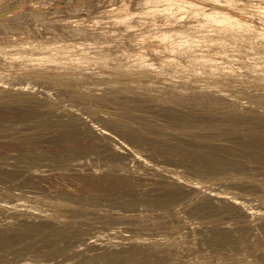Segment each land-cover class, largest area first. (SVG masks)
<instances>
[{
    "label": "rangeland",
    "instance_id": "1",
    "mask_svg": "<svg viewBox=\"0 0 264 264\" xmlns=\"http://www.w3.org/2000/svg\"><path fill=\"white\" fill-rule=\"evenodd\" d=\"M157 2L0 0V264L264 263V25L233 37L212 4ZM179 233L196 237L177 252Z\"/></svg>",
    "mask_w": 264,
    "mask_h": 264
},
{
    "label": "bare ground",
    "instance_id": "2",
    "mask_svg": "<svg viewBox=\"0 0 264 264\" xmlns=\"http://www.w3.org/2000/svg\"><path fill=\"white\" fill-rule=\"evenodd\" d=\"M156 1H158V2H160V3H162V7H163V9H161L160 10V12H161V17L162 16H165L164 14H163V12H165V11H167L168 10V8L170 7V6H172L173 5V3H175V5L177 6L178 5V10L176 11V15H185V14H187V12L189 11V10H193V8H194V6H196L197 4H199V3H205V4H210V6H212V5H214L215 7L213 8V7H211V8H213L214 10L209 14L208 13V15H206V18L204 19V23L206 24V25H210V26H213V27H215V28H217V29H220V30H225V29H228V30H233L235 27L237 28V29H239L238 31H236L234 34H233V37H239L242 33H241V30H249L250 31V27H251V22L252 21H257V22H259L260 24H263L264 25V0H156ZM157 2V3H158ZM200 4V5H201ZM212 4V5H211ZM174 5V6H175ZM197 6H199V5H197ZM208 6V5H207ZM209 6V7H210ZM154 7H156V6H154ZM160 7V6H159ZM229 7H230V9H229ZM231 7H234V8H236V7H240L241 9V11L243 12V14H245V15H247L248 17H244V16H242V15H240V14H235V12H232L231 10ZM19 8V7H18ZM149 8V7H148ZM205 8V7H204ZM233 8V9H234ZM254 8H257V9H255L254 10ZM22 9V8H21ZM172 9V8H171ZM196 9V8H195ZM159 10V9H158ZM172 10H174V8L172 9ZM197 10V9H196ZM206 10V9H205ZM239 10V9H238ZM151 11V10H150ZM156 11V10H155ZM169 11H170V9H169ZM202 11V10H201ZM204 11V10H203ZM234 11H235V9H234ZM237 11V10H236ZM151 12H153V11H151ZM150 12V13H151ZM199 12V11H198ZM121 13V12H120ZM123 13V12H122ZM121 13V14H122ZM147 13H149V12H147ZM149 13V14H150ZM158 13V12H157ZM172 13H173V11H172ZM47 14V13H46ZM144 14V13H143ZM201 14V13H200ZM145 15L146 14H144V16L142 17L143 19H146V18H144L145 17ZM189 15V14H188ZM119 16V15H118ZM201 16V15H200ZM154 17H156V16H154ZM166 17V16H165ZM180 17V16H179ZM169 18V17H168ZM197 18H198V15H197ZM141 19V18H140ZM134 20V19H133ZM142 20V19H141ZM166 20V19H165ZM170 21V20H169ZM161 22V21H160ZM166 22V21H165ZM167 23V22H166ZM152 24V23H151ZM162 25V24H161ZM254 25V24H253ZM70 26V25H69ZM198 28V27H197ZM181 30V29H180ZM199 30V29H198ZM176 33L177 32H175V33H173V34H166L165 36H164V38H168V37H170V36H175L176 35ZM219 33H221V32H219ZM181 35H180V39L178 40V45L180 46V45H182L183 46V44L184 43H191V44H193L194 42L195 43H197V42H200V43H204V42H206V41H208V42H213V44H214V42H219L220 40H221V37H220V35H218V34H214V35H210V36H207V35H205V36H201V37H199V38H195V39H191V40H188V39H185V36H187L185 33H180ZM224 34V33H223ZM229 35V34H228ZM191 36H193V35H191ZM190 36V37H191ZM232 36V35H231ZM188 37V36H187ZM196 37V36H195ZM254 37V36H253ZM223 40V39H222ZM261 40H262V38H261ZM263 41H264V39H263ZM176 42V41H175ZM170 43V42H169ZM168 43V44H169ZM83 44V43H82ZM165 44V43H164ZM212 45V44H211ZM169 46V45H168ZM167 47V46H166ZM170 48H171V44H170V46H169ZM167 49H168V47H167ZM162 50V49H161ZM178 50V49H177ZM255 56V55H254ZM261 58V57H260ZM165 60V59H164ZM264 60V59H263ZM169 61V60H168ZM72 62V61H71ZM167 62V61H166ZM74 65H77V66H82V65H86V60H84V59H79V60H76V61H74V62H72ZM169 63H170V61H169ZM259 63V62H258ZM57 64V63H56ZM250 64H252V63H250ZM146 65V64H145ZM155 66V65H154ZM176 66H178V65H176ZM149 67V69H152L153 70V66L152 65H149L148 66ZM153 67V68H152ZM37 68V67H36ZM41 68V67H40ZM39 68V69H40ZM142 68V67H141ZM167 68H169L168 66H167ZM143 69H144V67H143ZM260 69H261V67H260ZM264 69V68H263ZM135 70V69H134ZM137 70V69H136ZM145 70V69H144ZM148 70V69H147ZM157 70V69H156ZM158 72H160L161 74L160 75H163V76H165V78H175L176 76H177V70L176 69H166V67H164V66H159L158 67V70H157ZM179 71V70H178ZM182 74V73H181ZM180 74V75H181ZM187 74V73H186ZM192 74V73H191ZM67 75V74H66ZM179 75V74H178ZM179 75V76H180ZM205 75V74H204ZM178 76V77H179ZM182 76H184V75H182ZM182 76H180V77H182ZM187 76V75H186ZM196 76H198V75H196ZM215 76V75H214ZM188 77V76H187ZM183 78V77H182ZM186 78V77H185ZM195 78V77H194ZM105 79V78H104ZM113 79H115V78H113ZM190 79V78H189ZM193 79V78H192ZM102 80V79H101ZM191 80V79H190ZM212 80V79H211ZM67 82V81H66ZM76 82V81H75ZM81 82H83L82 80H81ZM79 83V82H78ZM95 83V82H94ZM84 84H86L85 82H84ZM96 84H97V82H96ZM154 85V84H153ZM162 86V85H161ZM189 86V85H188ZM224 86V85H223ZM2 88L0 87V90H1ZM83 89V88H82ZM98 89V86L97 85H93V86H90L89 88H85V90H84V93H83V91L81 92V94L83 93L85 96H87V97H89V96H92V95H94V94H96L95 93V91ZM141 89V88H140ZM140 89H139V91H140ZM79 89L78 88H76V91H78ZM153 91H158L157 89H152ZM220 89H218V92L217 93H219L220 91H219ZM228 90V89H227ZM246 90V89H245ZM75 91V92H76ZM80 91H81V89H80ZM135 91H138V90H135ZM174 91H175V89H174ZM226 91V90H225ZM237 91V90H236ZM74 92V91H73ZM74 92V93H75ZM131 92V91H130ZM134 92V91H133ZM141 92V91H140ZM163 92V91H162ZM178 92V91H177ZM184 92V91H183ZM214 92V91H213ZM230 93H232L231 91H229ZM234 92V91H233ZM252 92V91H251ZM262 92H263V94H264V89L262 90ZM99 93V92H98ZM137 93V92H136ZM148 93V92H147ZM150 93V92H149ZM167 93V92H166ZM169 93V92H168ZM193 93V92H192ZM191 93V94H192ZM197 93V92H196ZM199 94H200V92H198ZM208 93V92H207ZM210 93H211V91H210ZM221 93H222V95L223 94H227L226 92H224L223 90L221 91ZM229 93V94H230ZM257 93V92H256ZM77 94V93H76ZM76 94H74V95H76ZM154 94V93H153ZM152 94V95H153ZM158 94V93H157ZM156 94V95H157ZM160 94V93H159ZM169 94H171V93H169ZM257 94H259V93H257ZM78 95H80V94H78ZM155 95V96H156ZM168 95V94H167ZM174 95V94H173ZM173 95H172V97H173ZM187 95V94H186ZM201 95V94H200ZM199 95V96H200ZM211 95V94H210ZM214 95H216V93L214 94ZM221 95V96H222ZM231 95V97L233 98V102H235L239 107H245L246 105H249V103L251 102L250 101V97L248 98L247 97V95L245 96V95H240L239 93L238 94H230ZM105 96V95H104ZM159 96V95H158ZM165 96V95H164ZM169 96V95H168ZM167 96V97H168ZM181 96H183V95H181ZM194 96V95H193ZM202 96V95H201ZM82 97V96H81ZM154 97V96H153ZM160 97V96H159ZM171 97V96H170ZM180 97V96H179ZM190 97V96H189ZM197 97H198V95H197ZM208 97V96H207ZM217 97V96H216ZM83 98V97H82ZM91 98V97H90ZM93 98V97H92ZM155 98V97H154ZM165 98V97H164ZM182 98V97H181ZM184 98V97H183ZM200 98V97H199ZM220 98H222V97H219L218 98V100H220ZM253 98H256V97H253ZM253 98L251 99V100H253ZM261 98V97H260ZM84 99H85V97H84ZM88 99V98H87ZM167 99H169V98H167ZM173 99H174V97H173ZM177 99V98H176ZM226 99V98H225ZM229 99V98H228ZM227 99V100H228ZM257 99V98H256ZM158 100V99H157ZM160 100V99H159ZM215 100H216V98H215ZM224 100V99H223ZM222 100V101H223ZM55 101V100H54ZM224 101H226V100H224ZM230 101H231V99H230ZM255 101V100H254ZM58 102H60V101H58ZM57 102V103H58ZM229 102V101H228ZM61 103H63V102H61ZM65 104V103H64ZM252 104V103H251ZM62 105V104H61ZM233 105V104H232ZM235 105V104H234ZM65 106H66V104H65ZM235 107V106H234ZM83 108V107H82ZM76 109V108H75ZM259 110V109H258ZM263 110V109H262ZM94 111V110H93ZM261 111V110H260ZM259 111V112H260ZM98 112V111H97ZM104 112V111H103ZM262 112V111H261ZM74 113V112H73ZM91 113V112H90ZM106 113H108V112H106ZM110 113V112H109ZM109 115V114H108ZM96 116V115H95ZM99 117V116H98ZM3 123V122H2ZM101 125V124H100ZM93 128V127H92ZM98 129V128H97ZM121 129V128H120ZM105 130V129H104ZM113 131V130H112ZM106 133H108V132H106ZM105 133V134H106ZM109 135V134H108ZM103 136V135H102ZM105 136V135H104ZM133 137V136H132ZM143 139V138H142ZM130 144V143H129ZM123 145V144H122ZM137 147V146H136ZM125 148V147H124ZM133 148H134V146H133ZM119 149H121V148H119ZM126 150V149H125ZM129 150H130V148H129ZM179 150V149H178ZM136 152L137 151H140V149H138V150H135ZM147 151V150H146ZM132 152H134V151H132ZM141 152H142V150H141ZM187 152V151H186ZM135 153V152H134ZM178 153V152H177ZM217 153V152H216ZM131 154H133V153H131ZM137 153H135V155H136ZM144 154V153H143ZM139 155V154H138ZM142 155V154H141ZM137 156V155H136ZM140 156V155H139ZM209 159V158H208ZM213 159V158H212ZM219 159V158H218ZM122 160V159H121ZM147 160V159H146ZM192 160V159H191ZM145 162V161H144ZM147 162V161H146ZM213 162V161H212ZM214 163V162H213ZM222 163V162H221ZM228 164V163H227ZM227 164H225V165H227ZM157 165V164H156ZM218 165V164H217ZM220 165H223V163L222 164H220ZM219 166V165H218ZM229 166V165H228ZM227 166V167H228ZM222 167V166H221ZM230 167H232V166H230ZM217 168V167H216ZM219 168V167H218ZM226 168V167H225ZM233 168V167H232ZM171 169V168H170ZM221 169V168H220ZM238 168H236V170H237ZM166 170V169H165ZM189 170V169H188ZM203 170V169H202ZM224 170V169H223ZM167 171H169V170H167ZM176 171V170H175ZM179 171V170H178ZM197 171V170H196ZM185 172H188V171H185ZM202 172V171H201ZM172 173V172H171ZM170 173V174H171ZM180 174V173H179ZM199 174V173H198ZM204 174V173H203ZM174 175V174H173ZM175 175H178V173L176 172V174ZM192 175V174H191ZM182 178V177H181ZM198 180V179H197ZM188 181H191V180H188ZM194 181V180H193ZM195 182V181H194ZM199 182V181H198ZM197 182V183H198ZM100 184V183H99ZM196 184V183H195ZM98 186V185H97ZM99 187V186H98ZM229 188H231V187H229ZM228 188V189H229ZM227 189V188H226ZM237 189H239V188H237ZM234 190V189H233ZM232 189H231V191H228L229 193H226V191H225V193L226 194H230L229 196L231 197V194H233V192L235 193L236 191V193H239L238 192V190H236L235 189V191H233ZM240 190V189H239ZM255 190V189H254ZM206 191V190H205ZM218 191V190H217ZM233 191V192H232ZM223 192H224V188H223ZM230 192H232V193H230ZM241 192V191H240ZM220 193V192H219ZM224 193V194H225ZM246 193H248V192H246ZM6 194V193H5ZM250 194H252V193H250ZM256 194V193H255ZM263 194V193H262ZM243 195L244 196H246V194H244V191H243ZM242 195V193H241V196H243ZM228 196V197H229ZM233 196H235V194H233ZM237 196V195H236ZM235 196V197H236ZM238 196H239V194H238ZM240 196V197H241ZM243 196V197H244ZM247 196H248V194H247ZM258 196V195H257ZM257 196H256V198H255V203H258V205H264V195H262V196H260L259 197V199L257 200ZM30 197V196H29ZM175 197V196H174ZM218 197V196H217ZM42 198V197H41ZM169 198H170V196H169ZM176 198V197H175ZM174 198V199H175ZM212 198V197H211ZM237 198H239V197H236L235 198V200L237 199ZM242 198V197H241ZM246 198V197H245ZM165 199V198H164ZM168 199V198H167ZM216 199V198H215ZM219 199V198H218ZM243 199V198H242ZM247 199L249 200V198L247 197ZM163 200V199H162ZM166 200V199H165ZM173 199H171V201H172ZM252 199H250L249 201H251ZM238 201H239V199H238ZM237 201V202H238ZM247 202V203H249L250 204V202ZM169 201H167V203H168ZM173 202V201H172ZM216 202V201H215ZM254 202V201H253ZM165 203V202H164ZM247 203H246V205H247ZM252 203V202H251ZM248 204V205H249ZM248 205L246 206V207H248ZM252 205V204H251ZM250 205V206H251ZM244 206V205H243ZM254 207V206H253ZM258 207V206H257ZM200 208V207H199ZM250 208V212H251V210L253 209V208H251V207H249ZM256 208V207H255ZM255 208L252 210V212H256V210H255ZM260 208V207H259ZM258 208V210L259 211H261V209H259ZM4 209V208H3ZM246 209V208H245ZM39 210V209H38ZM198 210V209H197ZM206 210V209H205ZM248 210V209H247ZM264 210V209H263ZM262 210V211H263ZM37 211V210H36ZM198 211H200V210H198ZM146 212H147V210H146ZM226 212V211H225ZM54 213V212H53ZM206 213V212H205ZM253 213V214H254ZM161 214V213H160ZM208 214V213H207ZM262 215V214H261ZM264 215V214H263ZM262 215V216H263ZM54 216V215H53ZM245 216V215H244ZM258 216H259V214H258ZM260 217V216H259ZM185 218V217H184ZM198 219V218H197ZM257 219V218H256ZM255 219V220H256ZM186 220L187 219H185V222L184 223H186ZM264 220V219H263ZM196 222L197 221H191V224L193 223L194 225L196 224ZM246 222V221H245ZM198 223V222H197ZM190 224V223H189ZM214 224V223H213ZM114 225V224H113ZM197 225V224H196ZM193 226V225H192ZM162 227V226H161ZM146 231V230H145ZM164 231V230H163ZM154 232V231H153ZM187 232V231H186ZM196 232V231H195ZM141 233V232H140ZM139 233V234H140ZM145 232H143V234L142 235H145L144 234ZM244 233V232H243ZM135 234V233H134ZM138 234V235H139ZM165 234V233H164ZM164 234H157V235H155V236H157V237H161V236H163ZM177 234V233H176ZM176 234H174L175 236H176ZM183 234V233H182ZM182 234H180L179 233V236H177V237H175V236H173V237H170L169 235V237L170 238H172V239H170V241L172 240V242L171 243H169L168 244V241H169V239H167V240H164V238H163V240L160 238V239H155V238H153V236H152V238L153 239H155V240H152L153 241V244L154 245H159V244H162L164 241L166 242L167 241V245H170V246H168L170 249H174V251L176 250L177 252L178 251H181L182 249H184L186 246H188V245H192L193 244V242H194V240H195V237H196V235L195 234H192V235H190V236H188V237H190V239L191 240H189V239H187V237H185V235L183 236ZM217 234V233H216ZM220 234V233H219ZM260 234V233H259ZM263 234V233H262ZM148 235H149V233H148ZM151 235H152V233H151ZM97 236H99V235H97ZM140 237H141V234L139 235ZM147 236V235H146ZM150 236V235H149ZM140 237H138L137 236V240H138V238H140ZM143 237V236H142ZM151 237V236H150ZM192 237H193V239H192ZM217 237H219V236H216V238L215 237H213V238H215L217 241L220 239H218ZM257 237V240H258V236H256ZM262 237H263V235H262ZM147 238V240L149 241V239H148V236L146 237ZM212 238V239H213ZM227 238V237H226ZM225 238V239H226ZM247 238V237H246ZM100 239V238H99ZM135 239H136V237H135ZM143 240H145V238H142ZM151 239V238H150ZM260 239H261V237H260ZM216 240H214L215 242H216ZM227 240V239H226ZM256 239H255V241H257ZM115 241V240H114ZM213 241V242H214ZM220 241H221V239H220ZM219 241V243L217 242L216 244H220V243H222V241L220 242ZM254 241V240H253ZM113 242V241H112ZM139 242V241H138ZM151 242V241H150ZM164 242V244H166ZM206 242H207V240H206ZM262 242V241H261ZM208 243L210 244H212V241H209L208 240ZM244 243V242H243ZM208 244V245H209ZM245 244V243H244ZM166 245V246H167ZM200 245V244H199ZM205 245V244H204ZM213 245H214V243H213ZM260 244L258 243H256V244H254V248H257L258 246H259ZM212 246V245H211ZM214 246H216V245H214ZM218 246V245H217ZM150 247V246H149ZM197 247V246H196ZM209 247V246H208ZM218 247H220V246H218ZM247 247V246H246ZM213 248V247H212ZM262 248V247H261ZM186 249V248H185ZM190 249V248H189ZM195 249V248H194ZM217 250H218V248H217ZM192 251V250H191ZM209 251V250H208ZM210 252V251H209ZM245 252V251H244ZM243 252V253H244ZM120 253V252H119ZM195 253V252H194ZM201 253H203V252H201ZM218 254V253H217ZM217 254H214V255H217ZM219 254H220V251H219ZM246 255H247V253H245ZM114 255V254H113ZM169 255V254H168ZM193 255V254H192ZM198 255V254H197ZM200 255V254H199ZM206 255V254H205ZM208 255H209V253H208ZM213 255V254H212ZM211 255V256H212ZM263 255V254H262ZM191 256V255H190ZM194 256V255H193ZM228 256V255H227ZM224 257V255H223V258H221L220 256H218V257H220V259H219V261H222L223 262V264H227V261H230L232 258H233V256H228V257ZM248 256V255H247ZM246 256V257H247ZM108 257V256H107ZM111 257V256H110ZM184 257V256H183ZM209 257V256H208ZM208 257H205L204 259H205V261H200L199 260V263H201V264H210V263H215V261H214V259H213V257H212V259H213V261L211 262L210 260H209V258ZM249 257H253L252 255L251 256H249ZM113 258V257H112ZM112 258H110V260L112 259ZM117 258H118V256H117ZM180 258V257H179ZM201 258H203V257H201ZM108 259V258H107ZM119 259H120V257H119ZM216 259H218V258H216ZM252 259V258H251ZM254 259V258H253ZM257 259V258H256ZM118 260V259H117ZM112 261H114V260H112ZM185 261H187V260H185ZM246 261V260H245ZM250 261V260H249ZM247 262V261H246ZM217 263V262H216ZM230 263V262H229ZM255 263V262H254ZM193 264V263H192ZM218 264V263H217ZM250 264H252V263H250ZM255 264H258V263H255ZM264 264V263H263Z\"/></svg>",
    "mask_w": 264,
    "mask_h": 264
}]
</instances>
